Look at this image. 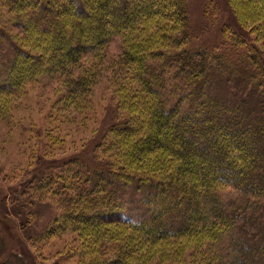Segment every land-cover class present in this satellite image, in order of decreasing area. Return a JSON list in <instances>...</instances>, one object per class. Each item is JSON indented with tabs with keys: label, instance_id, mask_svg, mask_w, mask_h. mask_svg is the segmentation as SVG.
Here are the masks:
<instances>
[{
	"label": "trees",
	"instance_id": "1",
	"mask_svg": "<svg viewBox=\"0 0 264 264\" xmlns=\"http://www.w3.org/2000/svg\"><path fill=\"white\" fill-rule=\"evenodd\" d=\"M228 1L242 30L224 27L221 51L196 43L188 0H0L18 30L0 23V43L13 48L1 117L44 77L66 88L55 121L90 103L101 78L115 84L121 115L95 152L38 158L11 201L54 200L60 213L46 236L73 233L78 264H245L247 211L264 206V0ZM115 36L122 51L107 62ZM224 73L244 79L257 102L216 94ZM225 189L241 195L231 208ZM130 192L147 207L139 218L122 214Z\"/></svg>",
	"mask_w": 264,
	"mask_h": 264
},
{
	"label": "rangeland",
	"instance_id": "2",
	"mask_svg": "<svg viewBox=\"0 0 264 264\" xmlns=\"http://www.w3.org/2000/svg\"><path fill=\"white\" fill-rule=\"evenodd\" d=\"M188 4L190 30L198 45L220 46L221 51H225L224 27L242 30L228 0H188ZM11 18L8 9L0 7V23L16 32L15 21ZM0 35H3L1 28ZM251 38L259 40L253 33ZM12 49L8 40L0 43V80L9 73ZM121 51V37L115 36L109 44L106 61L112 62ZM229 56L232 62H237L233 53ZM93 61L85 60L86 63ZM239 63L237 66L241 68ZM113 86L110 74L101 78L94 86L91 102L78 112H67V119L62 121L52 118L55 112L52 107L66 91L60 79H38L29 84L27 91L9 99L11 112L0 116V264L79 263L80 257L74 249L78 243L73 233L66 231L46 236L60 213V206L54 200L37 202L26 209L14 206L11 201L20 196V185L31 177V167L38 158L50 163L76 153L95 152L94 147L121 115ZM213 88L220 96L245 98L253 104L258 99L257 91L240 76L230 73L216 75ZM223 196L229 208L241 199L232 189H225ZM126 199L124 217L139 218L146 214L147 207L140 193L130 192ZM249 214H253V219L246 225V237L238 239L245 244L241 257L245 264H264V206L249 207ZM40 253L42 255L38 256Z\"/></svg>",
	"mask_w": 264,
	"mask_h": 264
}]
</instances>
